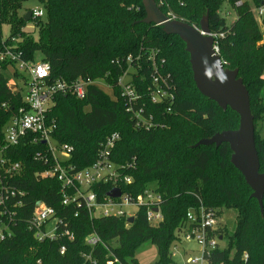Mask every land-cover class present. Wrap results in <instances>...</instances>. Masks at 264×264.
Instances as JSON below:
<instances>
[{
	"label": "trees",
	"instance_id": "16d2710c",
	"mask_svg": "<svg viewBox=\"0 0 264 264\" xmlns=\"http://www.w3.org/2000/svg\"><path fill=\"white\" fill-rule=\"evenodd\" d=\"M27 1L0 0V52L10 51L27 62H36L40 53L41 61L51 67L52 80L71 83L89 78L110 86L105 90L92 85L84 99L71 94L55 97L49 113L57 123L53 137L74 147L67 166L76 171L91 166L101 143L120 133L113 161H136V170L128 172L133 183L121 188L132 196L148 189L158 192L163 198V221L151 225L143 207L128 224L126 218L91 219L85 207L63 205L62 184L56 178L36 176L51 166V162L35 158L38 153L47 155V147L25 141L9 152L21 169L5 183L24 196L13 198L7 209L0 208V228L9 226L0 241V264H88L87 254L97 264H141L136 253L147 243L158 247L160 258L155 264H170L171 247L187 212L202 203L218 209L220 216L224 210L237 211L235 230L229 232L225 227L222 231L227 245L213 252L211 264H264V213L245 177L233 165L230 145L196 146L218 133L238 130L240 116L231 108L222 109L197 89L186 43L162 26L143 22L147 17L143 0H40L46 20L32 18L30 22L25 21ZM154 1L170 18L198 28L207 16L211 33L224 34L216 40L219 55L225 69L238 70L249 92L260 171L264 173V137L258 129L264 123V32L250 4L246 0ZM240 1L243 4L238 6ZM226 4L236 15L232 24L222 14ZM29 23L35 25L37 37L25 31ZM4 25L10 27L7 38ZM130 56L133 60L128 63ZM153 63L172 83L173 100L151 102L148 81L156 71ZM0 65L1 128L25 104L23 96L9 86L12 77L24 78L16 62L7 60ZM130 67L136 70L133 81L142 88L143 103L136 109L143 108L145 117L154 118V128L139 127L121 96L118 81ZM9 69L13 70L11 78L6 75ZM93 190L102 200L112 186L100 184ZM40 201L54 208L72 238L39 241L35 237L28 223ZM92 233L104 245L89 247L86 238ZM62 246H66L65 254L60 252Z\"/></svg>",
	"mask_w": 264,
	"mask_h": 264
},
{
	"label": "built area",
	"instance_id": "2783aa9c",
	"mask_svg": "<svg viewBox=\"0 0 264 264\" xmlns=\"http://www.w3.org/2000/svg\"><path fill=\"white\" fill-rule=\"evenodd\" d=\"M246 1L250 4L253 16L264 32V0ZM242 4L243 1L237 3L238 6ZM45 15L46 12L43 8L32 11L33 19H42ZM211 36L214 38V50L219 54L216 40L218 37H223L224 34L211 33ZM18 59L10 51L0 52V64L7 60L15 61L17 70L24 75V78L12 77L9 86L15 93L23 96L25 104L0 128V208L7 209L13 198L24 196L23 192L5 182H9L21 169L19 163L12 161L9 152L22 142L27 141L33 144L42 143L47 147V155L38 153L35 158L46 164L51 162V166L46 171L37 173L36 176L56 178L62 184L63 205L68 206L71 203H76L78 207L83 206L88 210L91 219L99 217L126 218L127 222L130 218L135 219L143 207L147 209L148 222L153 226L159 225L163 221L161 212L163 198L158 192L154 189H148L142 194L132 196L124 193L121 188V185L133 183V178L128 172L136 170V161L134 159L125 164H116L113 161V151L121 138L120 133H114L102 142L96 161L91 166L78 171L73 166H67L74 152V147L61 144L53 137L57 123L50 117L49 113L55 105L57 95L71 94L78 99H84L90 86L97 85L105 90H109L110 86L101 80L94 81L89 78H79L71 83L63 79L52 80L49 63L43 61L27 62ZM132 60V56L127 58L128 63H131ZM153 67L156 71L148 81L151 102L158 104L166 100H173L174 87L172 83L168 77L159 72L155 63H153ZM134 73L136 70L130 67L119 79L118 86L121 90V96L126 100L128 112L135 117L137 125L151 129L157 126L154 118L152 116L145 117L143 108L136 109L143 103V96L142 88L133 81ZM24 86L29 87L27 94H24ZM169 111L171 110L169 109ZM100 184L111 185L110 193L114 189H120L121 196L112 198L109 193L106 198L99 200L93 187ZM19 204L20 202L16 205ZM128 224L131 223L128 222ZM28 225L39 241L56 240L59 236L73 237L64 222L56 217L54 208L45 202L40 201L35 205ZM1 228L4 230L0 233V241L7 235L9 226L4 225ZM224 229L225 226L221 222L218 209L207 207L203 203L190 209L176 241L183 243V246H188L190 241L197 243L200 256L189 259L188 264H211L209 258L214 251L221 248L220 243L224 240L222 234ZM86 244L95 248L98 245H104V242L97 233H92L87 236ZM66 250V246H62L61 254H65ZM84 257L88 264H97L96 261H93L91 254L84 255ZM247 258L248 255L245 254V259ZM112 263L109 262V264Z\"/></svg>",
	"mask_w": 264,
	"mask_h": 264
},
{
	"label": "water",
	"instance_id": "95a60500",
	"mask_svg": "<svg viewBox=\"0 0 264 264\" xmlns=\"http://www.w3.org/2000/svg\"><path fill=\"white\" fill-rule=\"evenodd\" d=\"M143 2L147 12L143 22L162 26L166 33L177 35L186 43L194 82L200 93L216 102L222 109L231 108L239 114L238 130L218 133L210 139L200 141L196 146L229 144L233 152V165L245 177L253 190L252 197L259 202L261 212L264 213V173L260 171L249 92L243 80L238 77V70L225 69L220 55L214 50V38L211 36L208 17H204L200 28H197L183 21L171 19L159 9L154 0ZM31 20L32 11H28L25 21ZM109 196L120 197L121 190L114 189ZM128 222L132 224L134 218L128 219Z\"/></svg>",
	"mask_w": 264,
	"mask_h": 264
},
{
	"label": "rangeland",
	"instance_id": "374dc122",
	"mask_svg": "<svg viewBox=\"0 0 264 264\" xmlns=\"http://www.w3.org/2000/svg\"><path fill=\"white\" fill-rule=\"evenodd\" d=\"M37 8H43V4L40 0H28L24 3V10L33 11ZM222 14L227 17L228 23L232 24L236 19L235 12L231 9V7L226 4L224 5ZM43 21L46 20V16L42 18ZM198 28V27H197ZM3 35L4 38H7L10 34V27L8 25L3 26ZM25 31L27 33L33 34L34 37H37V31L35 25L33 23H29ZM42 60V55L39 53L37 54V61ZM12 69L6 71V75L8 78L12 77ZM29 87L24 86L23 91L24 94H27ZM261 123V122H260ZM258 129H261L262 135L264 137V123L258 126ZM237 221V211L235 210H224L221 216L222 224L227 228L229 232H233L236 227ZM4 228H0V233ZM116 245V243H113ZM221 247H225L227 245V240L224 239L221 243ZM171 253L173 260L170 264H188L189 259L200 256L199 254V247L196 242L190 241L188 246H183L181 242H175L171 247ZM159 252L158 247L154 244L147 243L143 245L136 253V259L141 264H155L159 260Z\"/></svg>",
	"mask_w": 264,
	"mask_h": 264
}]
</instances>
